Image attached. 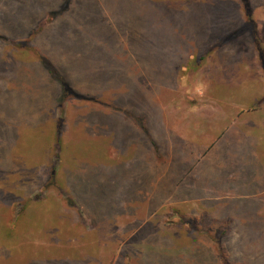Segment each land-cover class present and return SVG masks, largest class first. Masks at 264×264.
<instances>
[{
    "label": "rangeland",
    "instance_id": "rangeland-1",
    "mask_svg": "<svg viewBox=\"0 0 264 264\" xmlns=\"http://www.w3.org/2000/svg\"><path fill=\"white\" fill-rule=\"evenodd\" d=\"M226 5L0 0V264L51 256L61 217L62 237L97 228L89 247L106 245L102 264H264V232L214 229L193 199L115 194L138 185L145 195L153 181L143 162L124 166L130 150L105 133L121 124L122 144L121 129L145 128L162 105L172 113L183 68L162 62L218 29Z\"/></svg>",
    "mask_w": 264,
    "mask_h": 264
},
{
    "label": "crops",
    "instance_id": "crops-1",
    "mask_svg": "<svg viewBox=\"0 0 264 264\" xmlns=\"http://www.w3.org/2000/svg\"><path fill=\"white\" fill-rule=\"evenodd\" d=\"M224 1L228 8L218 29L197 38L193 46L178 48L179 53L167 54L162 62L165 70L174 71L171 60H176L177 69L183 68L178 71L183 92L172 113L171 106L162 105L159 115L146 118L145 128L136 121V127L121 129L130 135V141L122 144L121 124L105 133L112 137L114 149L130 150L124 166L143 162L152 176L145 195L138 193L137 185L132 190L115 188V194L123 192L119 197L135 202L139 197L161 198L165 205L170 197L182 199L179 203L193 199L194 207L215 220L214 229L254 230L260 236L264 232V0ZM207 3H200L196 12L210 8ZM106 188L105 184V192ZM94 212L106 213L100 208ZM62 223L67 224L66 218L54 227L57 237L49 246L53 254L31 263L102 264L106 245H100L98 237L92 241L95 247H89L97 228H88L82 238L62 237Z\"/></svg>",
    "mask_w": 264,
    "mask_h": 264
},
{
    "label": "trees",
    "instance_id": "trees-1",
    "mask_svg": "<svg viewBox=\"0 0 264 264\" xmlns=\"http://www.w3.org/2000/svg\"><path fill=\"white\" fill-rule=\"evenodd\" d=\"M55 175V174H54Z\"/></svg>",
    "mask_w": 264,
    "mask_h": 264
}]
</instances>
